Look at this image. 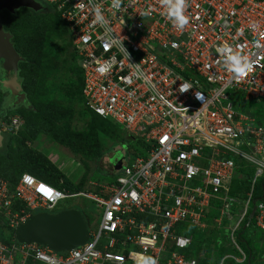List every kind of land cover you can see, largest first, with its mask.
Wrapping results in <instances>:
<instances>
[{
  "label": "built area",
  "instance_id": "obj_1",
  "mask_svg": "<svg viewBox=\"0 0 264 264\" xmlns=\"http://www.w3.org/2000/svg\"><path fill=\"white\" fill-rule=\"evenodd\" d=\"M44 1L67 27L86 107L145 153L123 162L113 182L78 192L28 174L12 189L0 177V219L9 230L75 198L99 210L84 245L59 254L0 241V264H137V254L156 264H200L187 256L192 238L182 231L203 230L211 210L233 250L217 264L248 263L237 235L251 224L264 235V114L242 104L264 101V0H187L183 29L160 0H122L119 10L111 0ZM225 45L250 62L246 75L228 68L217 52ZM21 125L11 118L8 132ZM240 173L249 183L241 203L232 193Z\"/></svg>",
  "mask_w": 264,
  "mask_h": 264
},
{
  "label": "trees",
  "instance_id": "obj_2",
  "mask_svg": "<svg viewBox=\"0 0 264 264\" xmlns=\"http://www.w3.org/2000/svg\"><path fill=\"white\" fill-rule=\"evenodd\" d=\"M57 11V9H56ZM38 15L40 12H33L28 9L20 8L15 11L14 14L3 13L2 28L5 32L11 36V44L21 58L18 63L17 71L21 80V89L25 95L26 105L19 106L14 110H11L5 115L3 120L8 121L12 116L17 115L24 121L23 128L18 132L16 136L10 137L5 148L0 151V177L8 181L10 187L13 189L17 184V181L23 174H29L35 179L40 180L56 189L66 188L67 190L78 192L85 190L87 187V176L92 173V169L88 167L90 162L96 161L101 158L103 149L100 146V137L114 136L116 140H122L126 144L125 148H128L131 157L143 156L145 150L140 141L128 136L122 129L109 119H103L95 115L90 111L81 95L82 89V75L78 68L75 57L71 51V43L68 34L67 27L61 21L59 12L57 11L58 18L54 16L42 15L34 17L32 14ZM25 31L24 35H21L20 31ZM63 30V32H62ZM54 37L58 40H63L59 48H62L64 53L70 60V70L75 74V81L77 84V91L75 97L77 98V105L82 109L83 116L87 119L86 128L84 131H77L76 141L72 143L69 132V123L76 116V111L70 106H63L57 108L53 104L45 102H36L34 97V89L39 84L40 80H45L51 77L56 71V61L50 58L49 55H44L46 46L50 43L47 37ZM1 80V75H0ZM47 85V83H46ZM4 88V86L2 85ZM0 87V101L1 97ZM3 92V91H2ZM4 96V95H3ZM2 101L0 102V106ZM51 105H53L51 107ZM31 117V118H30ZM262 121V120H261ZM264 124V121L261 122ZM118 131V134L116 133ZM44 135L48 137L55 144L65 148L72 155L79 157L80 162L84 165V176L82 177L80 184L77 188H71L70 181L65 175L59 172L49 161L36 150L28 147L27 142H32L36 139L37 135ZM119 136V137H118ZM103 157V156H102ZM131 159V158H130ZM123 163V162H122ZM96 168L98 164H95ZM110 167V166H109ZM100 168V167H99ZM101 169V168H100ZM110 174L107 183H111L117 176L115 171H105ZM240 173L237 179L233 182L232 193L237 196L240 203L244 199V194L247 192L249 183L247 182V175H241ZM63 179L64 184L60 185L59 180ZM60 210L57 208L54 212ZM238 208L233 209V213H237ZM85 217V216H84ZM212 210L208 212L205 222V229L198 230L192 226L186 227L182 233L185 236L192 238V243L188 251V257H194L200 264H203L202 259L203 252L205 251V244L210 241L216 248L208 251H213L214 257L217 261L226 253H232L233 250L227 245L226 231L224 228L217 229L213 222L215 218ZM143 219L150 221L151 216H143ZM212 218V219H211ZM2 227L7 228L1 223ZM8 229V228H7ZM247 229L249 230L247 232ZM9 230V229H8ZM208 231V232H205ZM250 229H241L237 235L238 244L246 251L249 262L245 264H264L262 254L259 255V249L251 242ZM10 237L2 242H9L13 240V231L10 230ZM264 239V235L261 233V240ZM206 252V251H205ZM259 257L261 259H259ZM208 264H213L208 261ZM225 264H233L226 262Z\"/></svg>",
  "mask_w": 264,
  "mask_h": 264
},
{
  "label": "rangeland",
  "instance_id": "obj_3",
  "mask_svg": "<svg viewBox=\"0 0 264 264\" xmlns=\"http://www.w3.org/2000/svg\"><path fill=\"white\" fill-rule=\"evenodd\" d=\"M37 2L41 3L44 7V12H40V14L35 15L34 13L32 16L39 17L42 15H49L54 16V18H58L57 11L54 5H50L46 3L44 0H36ZM63 32V30H62ZM21 35L25 34V31L19 32ZM48 40H50V43L46 46L45 52H43L44 55H49L50 58H53L56 61V71L54 74L45 80H40L39 84L41 86H37L34 91V97H36V102H45L49 104H53L57 108H62L63 106L70 105L75 111L76 116L71 120L69 123V132L72 133L70 136L72 143H77L75 140L77 137L76 133L77 131H84L87 124V119L83 116V111L80 109V107L77 105V98L75 97V92L77 91V84L75 81V74H73L70 70V60L69 57H67L64 53H62V48H59L62 44L61 40L55 39L53 36L47 37ZM47 83V85H46ZM4 89H6L4 87ZM7 90V89H6ZM8 97L3 96L4 91H1V97L2 98V105L0 106V115L4 116V111L11 112L13 110L12 106L10 105V95L9 93ZM8 98V101H7ZM0 101V102H1ZM238 104H242L240 101ZM51 105V107L53 106ZM244 107H251V111L258 115L260 113L264 114V101L260 100L256 103H244L242 104ZM31 118V117H30ZM21 119V118H20ZM23 121V119H21ZM118 134V131H116ZM119 137V136H118ZM116 140L114 136H108V137H100V146L103 149L102 156L100 159L90 162L88 167H90L93 171L87 176V188L90 187L89 183H96L101 185L108 184L107 181L109 180V177L111 175L105 171L109 170V168L118 160L123 159L124 163H127L132 155L129 154V149L125 148L126 144L122 140L119 141H113ZM28 147H30L33 150H36L38 153H43L48 161L57 169L62 171V174L67 177V179L70 181L71 188H77L80 184V181L82 177L84 176V165L80 162V158L72 155L68 150L65 148L55 144L52 142L48 137L44 135H37L36 139H33L32 142H27ZM127 147V146H126ZM98 164L97 168L96 165ZM110 166V167H109ZM101 169H100V168ZM104 169V170H103ZM107 180V181H106ZM91 187L93 188L92 184ZM86 188V189H87ZM61 209H70L75 208L85 216V220L90 226V228H94L95 224L98 222L99 217V210L97 207H95L89 200L86 199H80L75 198L70 201H64L60 204ZM205 229V228H204ZM203 229V230H204ZM250 236L253 235L251 238V242L255 244L256 247L259 249V255H263L261 261H264V239L261 240V232L257 230L252 224L249 226ZM249 230L247 229V232ZM208 232V231H205ZM10 230H8L5 227H2L0 225V240H5L10 237ZM213 248H216L214 245L210 243V241H207L205 244V251L203 252L202 259L203 264H208V261L210 263L212 262L215 264L216 257L212 254V252L207 253L208 251L212 250ZM259 259H261L259 257Z\"/></svg>",
  "mask_w": 264,
  "mask_h": 264
},
{
  "label": "water",
  "instance_id": "obj_4",
  "mask_svg": "<svg viewBox=\"0 0 264 264\" xmlns=\"http://www.w3.org/2000/svg\"><path fill=\"white\" fill-rule=\"evenodd\" d=\"M24 8L33 12L43 9V5L36 0H0V12L5 10L14 14L16 10ZM11 36L5 32L0 22V62L4 71L16 73L17 64L21 60L14 50ZM4 87L19 103L24 98L17 76L4 82ZM7 136L0 132V151L7 144ZM123 159H118L112 169L118 172ZM89 226L83 214L75 209H64L54 213L41 212L31 216L13 231L14 240L19 244H37L49 249L53 253H65L84 245L88 240Z\"/></svg>",
  "mask_w": 264,
  "mask_h": 264
},
{
  "label": "clouds",
  "instance_id": "obj_5",
  "mask_svg": "<svg viewBox=\"0 0 264 264\" xmlns=\"http://www.w3.org/2000/svg\"><path fill=\"white\" fill-rule=\"evenodd\" d=\"M121 3H122V0H111V6H112V8H114L116 10L120 9ZM160 3L166 9V14H167L169 20L177 28L183 29L184 26L188 24V18L184 15V10L187 6V0H160ZM93 12H94L95 21L97 23H99L101 26H104L106 24V21H105L103 12H102V8L99 5H94ZM217 52L225 57V63L227 64L228 68L231 71H233L237 77H242V76L246 75L252 66L250 64V62L244 56H242L240 53L234 52L227 45L217 48ZM24 97H25V95H24ZM198 98L199 97H197V99ZM14 117H16L18 120H20L22 122V125L20 126V128L18 129V131L16 133V135H17L18 132L24 126V121H22L20 119V117L15 115V116L10 117L8 119V121L3 120L4 118L0 119V132L2 134H4L5 136H7L8 139L10 137L16 136V135L10 134V132H8V127H7L10 119L14 118ZM7 143H8V140H7ZM82 191H84V190H82ZM60 210H64V209H60ZM89 228H90V226H89ZM13 239H14V237H13ZM137 255L139 256V258L137 260V264H156V261L152 257L140 256L139 254H137Z\"/></svg>",
  "mask_w": 264,
  "mask_h": 264
},
{
  "label": "flooded vegetation",
  "instance_id": "obj_6",
  "mask_svg": "<svg viewBox=\"0 0 264 264\" xmlns=\"http://www.w3.org/2000/svg\"><path fill=\"white\" fill-rule=\"evenodd\" d=\"M44 7H43V9L41 10V11H39V12H44ZM17 11V10H16ZM3 13H7L8 14V12L7 11H5V10H3V11H1L0 12V22L2 23V18H1V15H3ZM21 61V60H20ZM19 61V62H20ZM18 62V63H19ZM17 66H18V64H17ZM0 75H1V80H0V87L2 88V90L1 91H4V97L5 96H7L8 97V94L7 93H9V95H10V97H9V99H10V105L12 106V108H13V110L15 109V108H17V107H19V106H23V105H26V103H24V102H26V97H24L23 98V100L21 101V102H19V103H15V101H16V98L14 97V95L9 91V90H6V89H4L3 87H2V85L4 86V82H7L8 80H10L12 77H14V76H17V79H18V81H19V85H20V88H21V80H20V78H19V76H18V71H16V73L14 74V73H12V72H7V71H4L2 68H1V62H0ZM22 90V89H21ZM7 101H8V98H7ZM8 114V111H4V116L5 115H7ZM4 116H1L0 115V119H3L2 117H4ZM40 152V151H39ZM43 154V153H42ZM57 170L59 171V172H61L62 173V171H60L58 168H57ZM104 170V169H103ZM109 170L110 171H112V166L109 168ZM106 171H108V170H106ZM61 208H65V207H61ZM60 208V209H61Z\"/></svg>",
  "mask_w": 264,
  "mask_h": 264
},
{
  "label": "snow or ice",
  "instance_id": "obj_7",
  "mask_svg": "<svg viewBox=\"0 0 264 264\" xmlns=\"http://www.w3.org/2000/svg\"><path fill=\"white\" fill-rule=\"evenodd\" d=\"M42 190L46 191V189H42Z\"/></svg>",
  "mask_w": 264,
  "mask_h": 264
}]
</instances>
